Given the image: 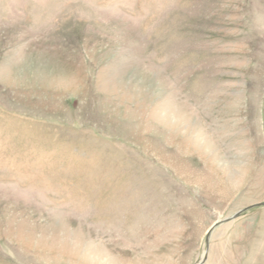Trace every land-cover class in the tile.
<instances>
[{
  "label": "rangeland",
  "instance_id": "obj_1",
  "mask_svg": "<svg viewBox=\"0 0 264 264\" xmlns=\"http://www.w3.org/2000/svg\"><path fill=\"white\" fill-rule=\"evenodd\" d=\"M259 203L264 0H0V264H264Z\"/></svg>",
  "mask_w": 264,
  "mask_h": 264
},
{
  "label": "bare ground",
  "instance_id": "obj_2",
  "mask_svg": "<svg viewBox=\"0 0 264 264\" xmlns=\"http://www.w3.org/2000/svg\"><path fill=\"white\" fill-rule=\"evenodd\" d=\"M117 85V84H116ZM123 88V87H122ZM117 89V87H116ZM124 89V88H123ZM118 90V89H117ZM165 98V97H164ZM163 98V99H164ZM165 112H164V118L165 120L168 122L170 120L171 123H174L176 121V123L174 124L176 128H180V127H183L184 125H187L186 123L188 122V119H185V117H183L182 115H180L179 117V113L177 112V110L174 108V109H170L169 111V99L167 101V99L165 98ZM162 101V100H161ZM160 100L158 102H161ZM164 103V102H163ZM161 104V103H159ZM162 105V104H161ZM171 119L174 121H171ZM186 120V122H185ZM206 147L204 149H208V146L205 145Z\"/></svg>",
  "mask_w": 264,
  "mask_h": 264
},
{
  "label": "water",
  "instance_id": "obj_3",
  "mask_svg": "<svg viewBox=\"0 0 264 264\" xmlns=\"http://www.w3.org/2000/svg\"><path fill=\"white\" fill-rule=\"evenodd\" d=\"M261 206H264V203H259V204L253 205V206L249 207V209H251V208H256V207H261ZM240 215H241V212L237 213V214H236L233 218H231V219H236V218L240 217ZM214 228H215V227H214ZM214 228H213V229H214Z\"/></svg>",
  "mask_w": 264,
  "mask_h": 264
}]
</instances>
